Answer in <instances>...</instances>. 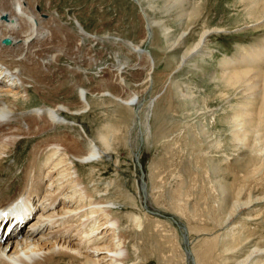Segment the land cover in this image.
<instances>
[{
  "label": "rangeland",
  "instance_id": "obj_1",
  "mask_svg": "<svg viewBox=\"0 0 264 264\" xmlns=\"http://www.w3.org/2000/svg\"><path fill=\"white\" fill-rule=\"evenodd\" d=\"M38 2V11L58 12L59 19H64L63 23L69 28H74L71 21V24L67 22L70 17L92 35L109 36L103 42L99 39L84 42L78 77H91V81L89 78L81 84L89 89L87 94L92 95H86L87 113L74 121L107 151V157L93 162L91 168H80V172L88 192L93 191L94 196L101 194L102 201L111 204V218L120 221L121 247L128 254L123 264H196V257L199 264H235L232 261L245 254L240 250L243 240L251 238L248 239L251 244L262 246L264 166L261 171H243L236 161L237 158L242 161L246 158L253 145L252 134L256 133H248L247 143L240 141L242 136L234 140L236 122L233 115L243 120L251 114L250 117L255 119L254 131H264V62L260 63L262 65L230 67L220 62L262 45L264 23L247 29L244 26L263 22L264 0H196L198 8L193 20L180 30L173 20L174 15L165 17L162 21L171 30L172 43L179 33L189 30L183 44L176 50L168 46L170 42H166L157 29L143 42L148 31L146 17L137 0ZM147 2L163 9L164 0ZM148 14L154 18L160 15L158 10ZM208 29L225 31L207 39L210 41L203 47L208 49L204 52L207 55L197 62L201 66L192 71L186 67L176 69L180 54L196 42L202 30ZM127 42L148 50L153 63L131 53ZM209 52L215 53L209 57ZM64 63H67L64 59L59 61L62 69L53 72L52 78L65 75ZM116 64L125 68L118 77L108 72L102 74L100 69L116 68ZM132 64L142 68L127 69ZM148 73L152 79L150 83ZM99 91L109 96H99ZM52 92L67 103L76 100L65 86ZM132 93L139 96L141 106L153 100L149 111L142 116L143 106L140 112L135 109L132 113L131 107H124L110 97L127 98ZM30 98L37 103L35 97L30 95ZM244 106L250 113L242 110ZM200 113L205 116L197 121L196 115ZM244 113H247L246 117ZM134 114L139 115L142 122L148 120L150 132L147 139L141 132L139 121L133 124ZM258 116L263 118L260 124H257ZM101 135L105 143L99 140ZM16 144L11 154L0 163V200L15 197L22 186L31 143L21 140ZM141 172L146 201L140 187ZM220 185L227 189L226 205L233 200L244 203L250 200L247 209L255 208L253 212L241 209L242 212L227 218V224H243L241 232L235 234L234 231L235 236L225 244L237 253L233 259L226 255L231 258L230 262L224 261L226 251L220 244L228 227L220 224L225 216L221 210ZM255 198L260 199L256 205L253 203ZM176 202L183 212L175 209ZM246 213L251 215L249 221L243 219ZM134 218L139 220L135 222ZM238 253L242 255L238 256Z\"/></svg>",
  "mask_w": 264,
  "mask_h": 264
},
{
  "label": "bare ground",
  "instance_id": "obj_2",
  "mask_svg": "<svg viewBox=\"0 0 264 264\" xmlns=\"http://www.w3.org/2000/svg\"><path fill=\"white\" fill-rule=\"evenodd\" d=\"M147 1L137 0L146 17L145 26L148 33L144 34L143 42L147 40L151 32L154 34V29H157L166 42H170L168 46L172 50L179 49L189 30L179 33L172 43L171 30L166 27L162 19L174 15L173 20L180 30L182 26L193 20L199 1L196 3V0H164L163 9ZM38 5V0H0V163L11 154L16 143L21 140L31 143L29 144L31 148L26 155L27 160L25 159L28 163L27 168L25 166L26 169H23L25 174L22 186L18 188L15 197L0 200V211L5 212L12 207L24 213L34 211L28 225L24 224L20 229L12 228L5 235L6 228H2L0 264H123L128 254L121 247L123 237L119 233L120 221L118 223L117 219L111 218V204L104 203L101 194L95 192L94 196L92 190L91 193L90 190L88 192L87 187L83 185L81 177L83 173L81 175L80 172V168H91L93 162L101 157H107V151L100 148L99 143L97 145L93 138L85 134L82 127H78V122L74 121L75 118L87 113L86 95L89 97L92 95L87 94V92L90 93L89 89L81 84L89 78L91 81V77H78L84 42L97 39L103 42L109 36L92 35L84 30L76 19L70 17L67 22L71 21L74 28H69L70 26L63 23L64 19L63 21L59 19L58 12L38 11ZM157 10L160 15L156 18L148 14L149 11L157 12ZM263 23L264 20L244 27L246 29L257 27ZM224 31L222 29L202 30L196 42L180 54L182 55L180 64L176 69L186 67L192 71L196 66L199 68L201 65L198 66L197 62L200 63V58L207 55L204 53L206 48L203 49L205 42L210 41L207 39L213 34ZM232 32L235 31L232 30ZM126 45L131 53L134 52L138 57L143 56L149 64L153 63L148 50L140 49L130 42ZM263 52L264 42L262 45L249 48L240 56L221 59L220 63L226 67L253 63L258 65L264 62ZM214 53L209 52V57ZM61 59L67 61L63 68L65 75L52 78L53 72L62 69L59 66ZM85 59L88 58L85 57ZM115 66L117 67L100 70L102 74L108 72L107 74L118 77L125 68L117 64ZM140 68L142 67L135 64L127 67L132 70ZM82 72L85 74V71ZM235 73H229V75ZM147 75L149 82L152 79L149 73ZM60 79L63 80L60 81ZM63 86L67 88L68 93L75 96L76 100L67 103L66 100L63 101L54 95L52 91L61 90ZM30 95L38 100L37 103L33 102ZM98 95L109 96L104 91H99ZM110 97L124 107H131L132 113L143 106L137 94L132 93L131 96L121 99ZM152 102L153 100H149L147 104H144L141 116L149 111ZM76 105H78L77 108ZM247 109L245 107L242 110L250 113ZM203 114L196 115L198 117L196 120H202L205 116ZM250 116L247 114V117L245 115L247 119L239 120L238 115H233V121L236 122L233 131L234 140L242 136L240 141L244 140V142L249 132L256 133L252 134V150L247 151L243 161L239 158L236 160L241 164L243 171L248 169L255 172L261 171L264 166V131H254L255 119ZM133 117V124L139 121L141 132L147 139L150 132L148 120L142 122V118H138L139 115L135 114ZM257 121V124H260L263 118L260 119L258 116ZM99 140L105 143L103 135L99 136ZM140 184L142 197L146 201L145 184L144 182ZM221 187V192L218 191V193L221 194V210L225 216L220 224H226L228 227H225L226 231L224 230L225 233L221 236L220 244L226 251L224 261L230 262V257L232 256L233 259L237 253L233 249L231 251L226 246V242L228 239L231 241L230 239L235 236L234 231H236L235 234L241 232L243 224L240 222L227 224V218L233 213L242 212L241 209L253 212L255 208L247 209L250 200L249 204L247 201L244 203L233 200L226 205L227 189ZM259 200L255 198L253 203L256 205L260 202ZM180 207L179 202H176L175 209L183 212ZM250 216L246 213L243 219L249 221ZM137 219L134 218L135 222ZM248 239L251 240V238ZM248 239L243 240L244 242L241 240L242 243H239L240 250L245 254L237 258L242 255L238 253L237 260L234 259L235 262H232L264 264V244L258 247L251 244ZM8 243L9 245L4 246ZM196 258V264H199V258Z\"/></svg>",
  "mask_w": 264,
  "mask_h": 264
},
{
  "label": "water",
  "instance_id": "obj_3",
  "mask_svg": "<svg viewBox=\"0 0 264 264\" xmlns=\"http://www.w3.org/2000/svg\"><path fill=\"white\" fill-rule=\"evenodd\" d=\"M143 173L141 172V180H143ZM140 182H143V181H140ZM143 195V194H142ZM144 200V199H143ZM145 201V200H144Z\"/></svg>",
  "mask_w": 264,
  "mask_h": 264
}]
</instances>
